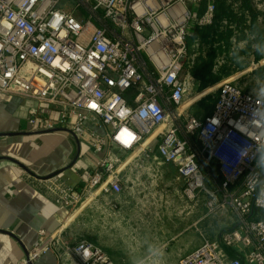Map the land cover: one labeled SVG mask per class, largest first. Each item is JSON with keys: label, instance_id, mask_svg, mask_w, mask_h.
<instances>
[{"label": "built area", "instance_id": "built-area-1", "mask_svg": "<svg viewBox=\"0 0 264 264\" xmlns=\"http://www.w3.org/2000/svg\"><path fill=\"white\" fill-rule=\"evenodd\" d=\"M215 11V0H0V93L40 103L32 131H67L86 145L93 162L79 187L46 181L62 209L120 194L123 161L154 156L177 167L204 218L238 216L179 264H264V97L228 78L207 88H217L210 113L184 108L206 90L190 72L187 38ZM64 232L42 229L24 264L51 250L61 264H116Z\"/></svg>", "mask_w": 264, "mask_h": 264}, {"label": "crops", "instance_id": "crops-1", "mask_svg": "<svg viewBox=\"0 0 264 264\" xmlns=\"http://www.w3.org/2000/svg\"><path fill=\"white\" fill-rule=\"evenodd\" d=\"M203 97L188 108L191 113L201 117L212 111L203 106ZM197 104H200V108L194 109L192 106ZM39 105L40 103L33 99L0 93V264H24L29 252L40 239V231L45 229L51 233L59 232L63 229L65 220L68 225L63 236L71 243L74 236L81 235L77 228L80 224H85L88 216L90 217L89 213L93 212V206H83L81 217L73 220L75 216L70 215L72 209H62L56 196L45 188L48 176L56 172H59L56 175L66 182L79 187L81 174L91 168L93 161L88 155L86 145L70 132L30 129L28 118L32 110ZM117 155L125 158L120 153ZM159 159L154 156H130L123 161L121 169L124 188L120 194H113L115 199L119 200V205L107 206L105 203V206H98V241L101 244H115L122 240L126 208L130 207L122 201L123 196L132 195L134 204L138 198H135L136 195L162 196L167 192L165 187L176 185L182 188L177 167L172 163L160 162ZM165 196L170 206H157L156 209L153 207L156 210L154 217L164 219L165 223L157 233L148 230V235L150 241H163L178 248L170 250L167 255L160 254L161 257L181 260L200 246L203 234L210 239H217L221 231L228 226L226 224L236 221L238 217L229 211L228 216H212L206 219L200 206H192L191 211L195 212L193 216L196 222L194 231L191 230L194 222L190 225L185 223L190 217L185 213L187 206L171 205L173 198L170 194ZM201 201L204 204V201ZM139 210L137 206L138 213ZM148 210L151 211L152 208ZM139 216L140 214H132V217ZM70 221H73V224ZM179 225L181 227L177 228ZM84 240L89 241L77 236L72 244ZM89 242L93 243L91 240ZM102 249L116 264H120L109 251ZM58 252L47 251L27 264H61Z\"/></svg>", "mask_w": 264, "mask_h": 264}, {"label": "rangeland", "instance_id": "rangeland-1", "mask_svg": "<svg viewBox=\"0 0 264 264\" xmlns=\"http://www.w3.org/2000/svg\"><path fill=\"white\" fill-rule=\"evenodd\" d=\"M245 44L246 43H242V45ZM246 60L249 61V65L245 70L238 71L233 75L223 78L222 80L228 78H234L236 81L239 82L240 86L244 88H250L255 93L262 95L264 97V80L261 81L260 83L259 82L257 83L255 77L252 75V71L254 69L259 68L260 66H264V58L261 60V62H255L253 60V56L248 55ZM255 83L257 84L255 85ZM216 90L217 88L213 89L212 91H210V89H207L201 95L193 99L189 97V99L191 100H189L184 105V108H187L191 104H194V102L198 100L200 96H203L209 91L210 92L207 93L206 95L216 94ZM192 107L194 109L200 108V104L193 105ZM150 140L151 138H149L147 142H149ZM208 183H209L208 185H211L210 181H208ZM176 187L178 189H176ZM165 191H167L165 192L166 194H163L162 196L154 195L148 197L142 194L136 195L135 198L138 197L137 202L138 200H141L139 204L136 202V199L134 201V204H132L133 202L132 200H134L132 195L123 196L122 201L126 206H130V207L126 208L127 212L125 213V219L123 221L122 240L115 244H109V243L101 244L98 241L100 236L98 206H105V203H107V206H116L119 205V200L115 199L116 196L114 195L104 196L102 194L91 195L83 198V200L75 208L72 209L70 215L72 217L75 216L73 220H76L79 217H81L83 206H93L92 209L93 212L89 213L90 217L88 216L86 223L80 224L81 226L77 228V231L79 229V234H81V235H77L78 238L88 239L89 241L91 240L93 244L98 245L101 248H105L107 251L111 253V255L115 259H117L120 262V264H179L180 259L159 256L160 254L167 255V252H170V250L172 249L176 250L178 248L177 246H174L173 244L165 243L163 241H156V242L152 240L150 241L149 239L150 237L148 235V230L150 231L152 230L153 232L155 231V233H157L159 231V228L162 227L165 223L164 219H156L154 217L156 212L155 209L157 208V206H170V204L166 202L167 200L166 196L164 197V195L170 194L173 200L175 201V202L173 201L171 205L185 206V207L187 206V210L185 211V213L190 217L185 221V223L190 225L191 223L194 222L195 219L193 216L195 212H192L191 210H193L195 206L198 207L200 206L201 212L204 213L205 215L207 213V207L202 203L201 200H199V202L197 203L187 200L183 195V186L181 188V186L179 187L176 185H171L168 188L165 187ZM137 206H139L140 208L139 213L136 211ZM153 207L155 209H153ZM149 208H152V210L149 211L148 210ZM132 214L134 216L140 214V216L132 217ZM70 222L71 224H73L72 223L73 221ZM63 224H64L63 229L66 230L68 221L65 220ZM195 225L196 222L193 223L191 230L194 231L196 230ZM179 227H181V225H179L177 228ZM206 227L207 225L205 224L204 228ZM84 232L85 234L83 235ZM77 236H74L71 241L74 242Z\"/></svg>", "mask_w": 264, "mask_h": 264}, {"label": "trees", "instance_id": "trees-1", "mask_svg": "<svg viewBox=\"0 0 264 264\" xmlns=\"http://www.w3.org/2000/svg\"><path fill=\"white\" fill-rule=\"evenodd\" d=\"M215 1L214 22L197 28L187 38L189 54H197L190 72L200 90L245 70L249 65L248 55L255 62L264 58V7L259 8L255 0ZM195 44H198L196 48ZM252 75L257 83L263 81L264 66L254 69ZM216 99L217 94H208L202 104L212 110Z\"/></svg>", "mask_w": 264, "mask_h": 264}, {"label": "water", "instance_id": "water-1", "mask_svg": "<svg viewBox=\"0 0 264 264\" xmlns=\"http://www.w3.org/2000/svg\"><path fill=\"white\" fill-rule=\"evenodd\" d=\"M58 173H59V172H56L55 174H53V175H51V176H48V177L50 178V177H52V176H54V175H56V174H58Z\"/></svg>", "mask_w": 264, "mask_h": 264}, {"label": "snow or ice", "instance_id": "snow-or-ice-1", "mask_svg": "<svg viewBox=\"0 0 264 264\" xmlns=\"http://www.w3.org/2000/svg\"><path fill=\"white\" fill-rule=\"evenodd\" d=\"M92 107H95V105H92Z\"/></svg>", "mask_w": 264, "mask_h": 264}]
</instances>
